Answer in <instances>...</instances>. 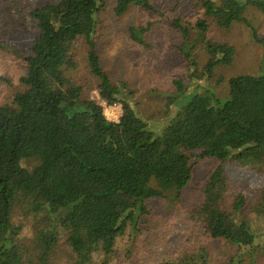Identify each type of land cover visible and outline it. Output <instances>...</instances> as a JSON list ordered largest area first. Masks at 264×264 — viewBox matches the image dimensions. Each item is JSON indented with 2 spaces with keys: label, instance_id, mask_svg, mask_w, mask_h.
<instances>
[{
  "label": "trees",
  "instance_id": "obj_1",
  "mask_svg": "<svg viewBox=\"0 0 264 264\" xmlns=\"http://www.w3.org/2000/svg\"><path fill=\"white\" fill-rule=\"evenodd\" d=\"M113 2L115 17L131 7L162 14L154 0ZM193 4L200 13L193 25L171 20L182 39L179 52L190 82L195 79L192 52L197 42L207 54L204 75L211 77L216 68L232 64L233 47L207 39L210 20L224 30L233 24L246 26L264 51V39L257 38L245 15L248 7L264 14V0ZM104 7L105 0H55L29 14L38 35L24 58V89L10 104L0 106V264H53L62 233L73 264H111L114 257L121 262L115 243L127 228L137 232L143 202L179 200L197 160H230L264 173V73L230 77L224 99L208 88L188 93L184 81H174L169 104L180 112L154 132L139 113L133 91L123 82H112L102 67L95 38ZM151 26L130 27V39L145 46ZM79 43L86 49L98 97L107 106L121 108L117 122L107 120L99 104L84 99L83 87L67 75L78 69ZM24 161L36 164L28 169ZM216 171L203 193L221 204L223 190L216 186ZM244 208L245 198L238 194L228 214L217 211L216 223H205L212 238L236 246L237 255L229 264H241L244 257L254 264L257 235L242 216ZM254 210L264 215V188ZM16 211L41 215L31 238L21 236V224L13 221ZM152 249L143 251L136 264H212L203 249L194 255L180 246L163 259Z\"/></svg>",
  "mask_w": 264,
  "mask_h": 264
},
{
  "label": "rangeland",
  "instance_id": "obj_2",
  "mask_svg": "<svg viewBox=\"0 0 264 264\" xmlns=\"http://www.w3.org/2000/svg\"><path fill=\"white\" fill-rule=\"evenodd\" d=\"M54 1L0 0V106L10 104L14 95L24 89L20 82L25 75L24 58L30 54L31 44L38 35L30 12ZM154 5L162 13L161 16L131 7L121 17H115L113 0H105L95 38L102 67L112 82H123L133 91L137 109L149 121L152 131H161L180 112L178 106L169 104V98L175 92L174 81H184L188 85V93L208 88L224 99L228 94L227 80L230 77L264 73L263 48L246 26L233 24L224 30L210 20L206 37L211 42L233 47L232 64L216 68L211 77L204 75L202 70L207 54L201 42H197L192 52L197 62L195 79L190 82L186 61L179 52L182 39L180 33L171 27V20L179 18L183 23L193 25L199 17V9L193 0H154ZM245 15L257 38L264 39V14L248 7ZM147 23H152V26L144 36L145 46H141L130 39L128 30ZM195 38V31H192L191 41ZM76 51L78 69L67 75L83 87L84 99L99 104L105 118L117 122L121 115L120 107L107 106L98 97L96 79L88 70L86 49L79 43ZM35 164V161L22 163L28 169ZM215 171L218 175L216 186L223 190L221 204L203 193L209 176ZM263 188L264 173L260 168L240 166L230 160L221 164L212 158L199 159L179 200L150 198L143 202L137 218V232L132 233L127 228L115 243L116 252L122 256L121 262L114 257L110 258V263L124 264L126 261L127 264H136L142 258V252L151 248L157 252L158 259H163L167 253L183 246L194 255L203 249L212 264H229L231 258L237 255L236 246L223 239L212 238L205 223L209 220L215 224L217 211L228 214L234 197L241 194L245 198L242 216L257 235L252 250L254 264H264V215H256L254 210ZM40 217L16 211L13 221L21 224V236L31 238ZM242 252L245 254L247 251ZM98 258L94 256V259ZM73 262L74 256L62 233L53 264ZM241 264H248V258L244 257Z\"/></svg>",
  "mask_w": 264,
  "mask_h": 264
},
{
  "label": "built area",
  "instance_id": "obj_3",
  "mask_svg": "<svg viewBox=\"0 0 264 264\" xmlns=\"http://www.w3.org/2000/svg\"><path fill=\"white\" fill-rule=\"evenodd\" d=\"M114 107H116L117 105H113ZM120 107V106H119ZM121 109V108H120Z\"/></svg>",
  "mask_w": 264,
  "mask_h": 264
}]
</instances>
